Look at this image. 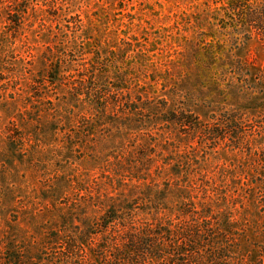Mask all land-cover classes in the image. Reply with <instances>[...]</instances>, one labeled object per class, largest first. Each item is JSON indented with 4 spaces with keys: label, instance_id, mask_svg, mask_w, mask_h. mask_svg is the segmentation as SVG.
<instances>
[{
    "label": "rangeland",
    "instance_id": "1",
    "mask_svg": "<svg viewBox=\"0 0 264 264\" xmlns=\"http://www.w3.org/2000/svg\"><path fill=\"white\" fill-rule=\"evenodd\" d=\"M120 1L60 0L59 19L55 0H30L18 9L23 17L15 14L18 23L13 26L0 4V264H102L100 236L94 242L98 248H84L75 239L86 238L90 221L96 225L120 194L116 175H132L125 164L137 144L128 140L119 150L117 142L111 145L103 137L110 132L105 128H99L98 138L89 136L88 119L68 105L77 73L61 78L48 74L47 50H63L61 45L71 37L75 41L77 32L70 23L84 20L85 25L92 15L101 17L90 22L96 33L102 26V46H107L106 35L120 25L149 27V22L155 29L171 28L194 10L184 0H125V8ZM100 4L105 5L102 14ZM136 29L132 27L133 33ZM230 45L234 67L215 82L218 87L203 82L170 104L193 114L203 128L218 120L216 130H221L236 118L227 130L231 137L219 141L187 129L169 139L189 158L183 185L191 202L185 200L181 209L211 212L199 228L202 248L218 237L235 264H264V42L252 34ZM61 61L77 66L81 57L73 50ZM169 186L176 188L175 183ZM179 207H171L174 219ZM196 221L184 220L178 230H189ZM57 234L59 241L54 240ZM180 240L167 237L170 253Z\"/></svg>",
    "mask_w": 264,
    "mask_h": 264
},
{
    "label": "trees",
    "instance_id": "2",
    "mask_svg": "<svg viewBox=\"0 0 264 264\" xmlns=\"http://www.w3.org/2000/svg\"><path fill=\"white\" fill-rule=\"evenodd\" d=\"M29 1L0 0L9 16L7 24L18 23L13 18L15 14L23 17V11L18 9ZM55 1V17L60 19L62 3ZM184 1L192 4L194 10L180 17L171 28L155 29L149 22V27L120 25L113 34L106 35L107 46H102V26L98 25L101 31L96 33L90 22L101 17L92 15L85 25L84 20L70 23L77 32L75 41L71 37L61 45L63 50L52 46L47 50L51 58L46 60L50 65L48 74L61 78L73 71L77 73L68 97L72 103L68 105L88 119L89 136L98 138L99 128H105L110 132L103 137L110 138L111 145L117 142L119 150L128 140L137 144L125 164L127 173L132 175H116L120 194L110 201L96 225L90 221L86 238L75 239L84 248L90 244L97 247L94 242L100 236L102 264H171L175 259L174 264H235L231 251L218 237L210 238L207 247L202 248L205 241L199 228L211 219V212L181 209L185 200L191 202L186 197L187 185H183V169L189 158L169 136L189 129L224 141L231 137L227 130L237 119L228 120L224 127L220 126L221 130H216L218 120L203 128L193 114L172 108L170 103L195 91L203 82L210 83V88L218 87L215 82L234 62L230 45L233 40L249 39L255 34L264 42V0ZM120 2L125 8V0ZM103 7L97 5L100 14ZM121 26L128 29L122 30ZM132 27L137 28L135 33ZM176 28L179 34L174 33ZM47 40L45 44H52ZM73 50L81 57L77 66L59 62L65 52ZM169 183H175L176 188ZM174 204L180 206L175 219L171 211ZM193 218H197V223L189 230H178L184 220ZM167 237L181 239L172 245L174 253H170ZM54 240H60L58 234ZM65 247L70 249V242H65ZM187 247L194 249L189 251Z\"/></svg>",
    "mask_w": 264,
    "mask_h": 264
}]
</instances>
